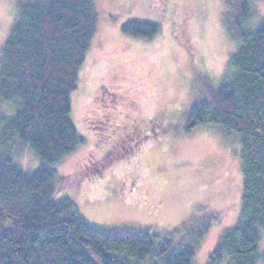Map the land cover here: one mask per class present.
Instances as JSON below:
<instances>
[{"label":"rangeland","instance_id":"obj_1","mask_svg":"<svg viewBox=\"0 0 264 264\" xmlns=\"http://www.w3.org/2000/svg\"><path fill=\"white\" fill-rule=\"evenodd\" d=\"M250 1L246 26L253 29L264 17V0ZM93 3L95 34L70 96L82 144L52 167L73 180L56 199H69L88 227L105 234L147 233L157 243L171 239L172 249L199 237L192 264H206L217 238L240 217V138L184 130L190 108L233 74L229 61L239 44L222 21L224 0ZM16 8L15 0H0V50ZM129 20L157 23L159 33L132 39L120 31ZM8 116L2 105L0 119ZM10 156L25 171L40 163L20 143H12ZM79 172L93 176L79 180ZM152 262L159 261L141 264Z\"/></svg>","mask_w":264,"mask_h":264},{"label":"trees","instance_id":"obj_2","mask_svg":"<svg viewBox=\"0 0 264 264\" xmlns=\"http://www.w3.org/2000/svg\"><path fill=\"white\" fill-rule=\"evenodd\" d=\"M15 2L0 50V107L9 109L0 119V264H141L145 259L192 264L199 237L172 249L171 239L157 243L147 233L105 234L88 227L69 199H56L73 180L65 181L52 167L82 144L71 120L70 96L97 12L93 0ZM250 12V0H224L222 21L239 44L229 61L233 74L186 116L184 133L196 127L236 133L241 145L240 217L217 238L206 264L223 259L264 264V251L258 253L264 232V17L248 29ZM120 31L149 41L159 25L129 20ZM12 143L27 146L38 167L25 171L14 163ZM92 176L79 172L76 179Z\"/></svg>","mask_w":264,"mask_h":264}]
</instances>
